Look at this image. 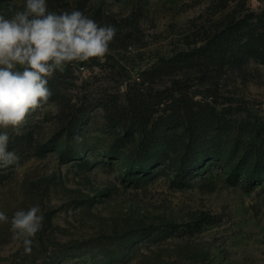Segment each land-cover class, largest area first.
<instances>
[{
    "label": "rangeland",
    "instance_id": "1",
    "mask_svg": "<svg viewBox=\"0 0 264 264\" xmlns=\"http://www.w3.org/2000/svg\"><path fill=\"white\" fill-rule=\"evenodd\" d=\"M24 4L0 0V15L11 18ZM46 4L57 14L80 10L101 26H114L116 35L103 61H73L54 72L47 86L56 92L28 116L21 134L0 129L10 136L7 150L19 156L17 165L0 169V211L9 220L0 223V264H264V187L248 190L233 175L249 149L252 133L244 125L264 127L263 63L253 59L242 70L211 66L179 73L196 98L226 108V121L241 134L226 143L241 144L237 158L203 161L204 170L184 186L169 166L149 167L152 174L146 176L132 168L137 136L121 147L120 158L108 156L124 129L106 110L112 100L123 104L129 84L160 58L199 47L250 14H264V0ZM78 116L79 129L70 133V120ZM260 131L264 150V128ZM29 135L34 140L21 139ZM41 146L47 150L41 152ZM209 148L203 142L197 150L204 154ZM65 149L74 157L63 160ZM37 205L43 226L27 253L10 221L16 211Z\"/></svg>",
    "mask_w": 264,
    "mask_h": 264
},
{
    "label": "trees",
    "instance_id": "2",
    "mask_svg": "<svg viewBox=\"0 0 264 264\" xmlns=\"http://www.w3.org/2000/svg\"><path fill=\"white\" fill-rule=\"evenodd\" d=\"M253 59L264 64L263 13L250 14L231 23L209 36L199 47L160 58L143 71L140 81L129 84L124 92V105L115 100L106 103V110L111 113L114 125L124 129L111 146L108 156L120 158L118 151L121 147L132 141L133 135L137 136L138 157L132 168H137L146 176L152 174L149 167H162L163 170L169 166L180 186H184V180L189 176L204 170L202 166L205 160L222 162L227 157L237 158V148H241V144L236 140L227 148L226 143L233 141L235 134H241L236 130V125L232 127L226 121V108L220 109L210 101L196 98L180 79L179 73L193 69L206 72L205 69L211 66L242 70ZM155 85L161 89L153 92ZM51 92H56V89ZM53 96L56 95L53 93ZM113 113L117 118L113 117ZM80 124V116L71 119L70 133L78 131ZM244 126V130L252 133L248 135L249 149L244 152L246 160L242 156L233 167V175L242 177L250 190L259 184L264 187V150L259 142V132L264 127ZM21 139L34 140L32 135ZM203 142L210 144L204 154L202 149L197 150L203 146ZM222 144L227 149L223 150ZM46 147L41 146V152L46 151ZM172 147L180 149L173 150ZM69 152V149L61 151L63 160L74 157V153ZM173 153L176 155L173 156Z\"/></svg>",
    "mask_w": 264,
    "mask_h": 264
},
{
    "label": "clouds",
    "instance_id": "3",
    "mask_svg": "<svg viewBox=\"0 0 264 264\" xmlns=\"http://www.w3.org/2000/svg\"><path fill=\"white\" fill-rule=\"evenodd\" d=\"M115 35L114 26H101L80 10L49 11L46 0H25L23 10L11 18L0 15V129L21 134L28 116L49 101L48 79L54 72L73 61H103ZM9 140L7 131L0 132V167L19 162L15 151L7 150ZM39 213V206H32L16 211L10 221V230L27 253L43 226ZM8 222L0 211V223Z\"/></svg>",
    "mask_w": 264,
    "mask_h": 264
}]
</instances>
